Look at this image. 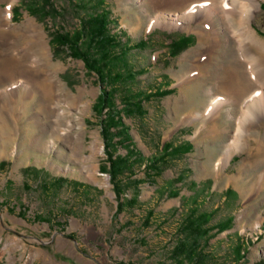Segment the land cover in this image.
<instances>
[{
  "label": "rangeland",
  "instance_id": "rangeland-1",
  "mask_svg": "<svg viewBox=\"0 0 264 264\" xmlns=\"http://www.w3.org/2000/svg\"><path fill=\"white\" fill-rule=\"evenodd\" d=\"M143 1L0 0V12L12 3L14 50L39 37L50 59L40 76H12L30 95L21 88L0 101V264H264V123L254 129L249 112L248 134L235 138L238 115L224 108L220 132L208 133L207 109L221 92L210 89L214 76H186L204 73L193 52L207 30L191 21L151 27L155 16H174ZM258 1L252 26L264 39ZM96 20L113 42L94 40ZM74 32L104 83L56 42ZM7 79L0 76V95ZM104 88L132 141L128 156L143 160L120 174L108 156L127 150L105 142V115L93 109ZM228 153L229 164L215 168ZM192 210L210 220L196 243L201 259L189 261L176 249L192 242L182 230Z\"/></svg>",
  "mask_w": 264,
  "mask_h": 264
},
{
  "label": "bare ground",
  "instance_id": "bare-ground-1",
  "mask_svg": "<svg viewBox=\"0 0 264 264\" xmlns=\"http://www.w3.org/2000/svg\"><path fill=\"white\" fill-rule=\"evenodd\" d=\"M143 2L146 8L154 13H168L174 16L169 20L155 16L150 24L151 27L166 30L181 29V23L178 22L191 21L207 30L200 32L201 39L203 36H207V39L205 42L200 40L193 52L196 54V63L204 73H200L199 69L195 68L193 74L189 73L186 76H214L210 80V89L214 87L221 92V96L214 97L207 109V120L212 124L207 128L208 133L217 135L220 132L216 128V122L224 108L233 109L238 115L237 118L235 117V138L244 139L248 134L245 121L249 112L253 113L249 123H252L253 128L258 131L261 123H264V39L257 35L252 23L261 7L259 1L145 0ZM11 7L12 3L0 12V76L8 78V85L1 91L0 101L13 99L21 88L30 95L31 86L24 80H16L12 76H40L38 68L42 61L46 60V65L50 64L48 49L39 37L31 38L29 47L20 48L19 51L14 50L16 36L11 22ZM26 26L32 27L33 23L29 21ZM36 50L39 52L37 53ZM227 53L229 56L226 55ZM223 55L225 56L222 57L223 61L215 64L217 58ZM19 62L30 64L32 68L18 67ZM212 66H217V69L209 72ZM198 78H187L182 81V86H188ZM53 86L57 87V84ZM59 109L61 111L59 119H63L67 113ZM230 159L231 154H225L214 164V167L218 168L220 165L225 167Z\"/></svg>",
  "mask_w": 264,
  "mask_h": 264
},
{
  "label": "trees",
  "instance_id": "trees-1",
  "mask_svg": "<svg viewBox=\"0 0 264 264\" xmlns=\"http://www.w3.org/2000/svg\"><path fill=\"white\" fill-rule=\"evenodd\" d=\"M96 27L94 32V40L96 42L105 41V43L113 42L114 36L108 35L105 31L107 24L103 20H96ZM56 42L68 49V52L71 57L77 58L83 62L84 67L88 72H95L100 78L101 82L104 83V73L100 65L96 61L89 59V57L80 50L79 47V35L77 32L73 34H56ZM186 39V38H185ZM167 92H160L159 94H166ZM93 109L99 115H105L100 121L102 127V135L105 142L110 143L115 138L117 139L116 143L120 145L121 148L127 150L125 147L133 148L131 144L132 141L128 135V130L124 127L122 118L120 116L121 111L117 110L113 102L111 101L110 95L103 89L102 93L97 98ZM107 110L104 114L103 111ZM130 154V151L127 150L125 156H115L111 154L108 156L109 162H111L112 168L115 170V173L120 174L125 170L133 167L134 164H141L143 160L138 154ZM131 156L133 160H131ZM129 159V160H128ZM135 160L137 162H135ZM133 163V164H132ZM113 177H115L113 175ZM121 206V205H120ZM210 214L200 213L196 214V211L192 210L191 213L185 218L182 230L188 232L190 244L181 242L178 244L176 251L180 254H184L189 261L200 260L201 255L197 252V240L207 235L209 228L203 229V225L209 222Z\"/></svg>",
  "mask_w": 264,
  "mask_h": 264
}]
</instances>
